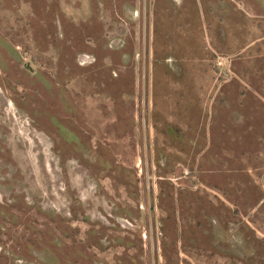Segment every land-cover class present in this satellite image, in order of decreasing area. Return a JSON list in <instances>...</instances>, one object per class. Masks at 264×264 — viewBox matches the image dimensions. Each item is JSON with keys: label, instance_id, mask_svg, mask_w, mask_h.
<instances>
[{"label": "rangeland", "instance_id": "374dc122", "mask_svg": "<svg viewBox=\"0 0 264 264\" xmlns=\"http://www.w3.org/2000/svg\"><path fill=\"white\" fill-rule=\"evenodd\" d=\"M0 264H264V0H0Z\"/></svg>", "mask_w": 264, "mask_h": 264}]
</instances>
